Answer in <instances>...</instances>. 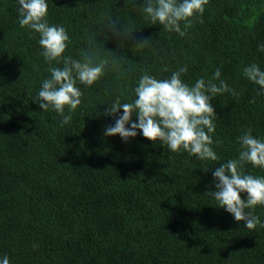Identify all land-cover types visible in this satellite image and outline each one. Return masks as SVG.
Segmentation results:
<instances>
[{
  "label": "trees",
  "instance_id": "obj_1",
  "mask_svg": "<svg viewBox=\"0 0 264 264\" xmlns=\"http://www.w3.org/2000/svg\"><path fill=\"white\" fill-rule=\"evenodd\" d=\"M48 5L49 23L71 38L65 55L94 48L109 65L93 86L78 85L82 103L62 125L33 101L50 76L38 34L20 26L15 0H0V256L10 264H264V224L243 227L207 194L212 169L238 156V136L251 128L264 139V93L243 74L252 63L264 69V0H208L179 33L146 21L142 0ZM109 19L128 31L122 44ZM185 65L186 83L207 82L219 68L239 93L212 101L218 161L142 135L127 143L104 135L115 97L129 101L142 74L167 78ZM245 171L264 175L250 164ZM253 214L264 221V206Z\"/></svg>",
  "mask_w": 264,
  "mask_h": 264
},
{
  "label": "clouds",
  "instance_id": "obj_2",
  "mask_svg": "<svg viewBox=\"0 0 264 264\" xmlns=\"http://www.w3.org/2000/svg\"><path fill=\"white\" fill-rule=\"evenodd\" d=\"M15 3L20 26L38 34L40 54L50 65V76L42 80L33 101L43 112L57 113L62 125L67 124L82 103L83 93L78 85L90 87L99 81L109 59L98 56L94 48L80 58L65 55L71 38L63 25L49 23L48 0H15ZM207 3L208 0H142L140 8L151 25L179 33L181 22L202 16ZM117 24L115 19L108 21L112 37L122 44L130 35L120 24L121 31ZM259 48L264 51V44ZM187 71L185 65L167 78L142 74L129 101L122 102L117 96L110 106L107 105L103 115L113 117L115 123L105 128L104 135H118L125 143L142 135L153 145H166L170 152H187L204 162L218 161L220 157L213 147L212 137L217 114L212 101L224 93L234 96L239 93L222 78L219 68L211 80L206 82L200 78L191 85L182 79ZM243 74L259 86V93H264V69L259 64L244 67ZM237 140L238 156L212 169L215 191L207 194L215 199L217 208L231 214L235 221H242L243 227L255 229L258 224H264L253 214L257 206H264V175H253L246 172L245 167L250 164L253 168L264 169V139L254 136L249 128ZM0 264H10L9 257L0 256Z\"/></svg>",
  "mask_w": 264,
  "mask_h": 264
}]
</instances>
